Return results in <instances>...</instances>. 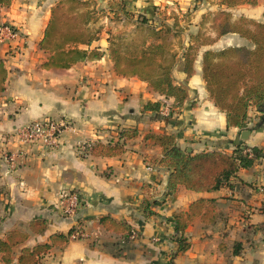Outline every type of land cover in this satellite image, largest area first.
<instances>
[{
	"label": "crops",
	"instance_id": "crops-1",
	"mask_svg": "<svg viewBox=\"0 0 264 264\" xmlns=\"http://www.w3.org/2000/svg\"><path fill=\"white\" fill-rule=\"evenodd\" d=\"M58 1L12 0L8 6L0 4V23H10L19 30L15 39L0 42V61L7 71L0 91V134L13 133L45 116L67 123L53 148L21 146L15 136L0 141V240H6L13 230L29 233L15 247V261L23 247L50 242L56 233L67 234L81 218L87 236L54 246L42 264H172L170 254L178 246L173 215L203 198L207 200L204 211L215 207V220L205 221L200 215L188 225L185 235L190 247L176 254L174 263L264 264V112L249 109L244 129L252 131L248 139L240 140V144L260 149L263 156L241 167L231 186L210 191L179 185L174 194L167 195L171 169L161 162L163 148L146 138L148 133L175 134L178 145L192 153L235 150V138L242 130L228 127L225 112L210 99L202 55L209 48L244 44L243 37L231 32L202 45L190 77L182 57H178L173 74L187 89L188 97L175 109L173 98L165 99L146 81L116 72L107 50L110 32L114 33L108 25L90 46L103 50V57L79 61L69 68L45 67L50 53L40 47V41ZM96 1L97 6L108 8L110 2L119 0ZM123 2L135 13V19L146 17L155 26L177 24L182 29L183 48L191 36L208 29L206 18L221 9L258 21L264 16V0L231 8L217 0ZM119 22L125 29L130 27L129 31L135 28L133 22ZM207 33L214 35L211 26ZM156 101L163 103L159 111L144 110L148 102ZM119 126L139 130L123 151L82 154L86 143L109 142ZM18 149L17 163L10 167L3 151ZM62 190L81 194L84 205L76 216L62 215L58 206ZM144 198L161 201L152 207L155 214L145 213ZM103 216L126 221L136 235L127 238L107 230L100 223ZM37 220L45 222L41 231L31 229ZM0 264H4L1 256Z\"/></svg>",
	"mask_w": 264,
	"mask_h": 264
},
{
	"label": "trees",
	"instance_id": "trees-1",
	"mask_svg": "<svg viewBox=\"0 0 264 264\" xmlns=\"http://www.w3.org/2000/svg\"><path fill=\"white\" fill-rule=\"evenodd\" d=\"M220 5L231 8L240 4L255 5L259 0H217ZM12 0H0L8 6ZM65 5V6H64ZM62 6H64L62 8ZM116 21H130L135 28L128 32L112 33L108 37V54L114 63L116 72L124 76H137L146 81L153 90L165 99L173 98L172 106L179 109L188 97L187 89L176 82L173 69L178 57L183 59L187 77L194 73V61L199 48L214 43L227 33H237L250 40L252 46L231 45L220 49H206L202 55V73L210 99L226 114L228 127L243 130L248 125L249 109L256 107L264 112V16L258 21L244 15L235 16L228 9H221L214 16L212 30L214 35L201 31L193 36L184 47L180 36L181 28L163 22L157 27L146 17L128 11L123 0L110 2L108 8L98 7L96 0H59L52 8L51 17L40 41V47L50 53L45 67L69 68L79 61L96 60L105 52L99 47L90 48L101 35L102 25L92 30L91 23L99 16H108ZM204 36V38H201ZM174 37H179V46ZM82 45L88 46L87 48ZM180 52V50H182ZM7 71L0 61V91L6 80ZM161 101L148 102L144 110L159 111ZM107 143H86L82 152L87 155L97 152L114 155L124 150L130 139L139 135L137 128L118 127ZM153 143L163 148L161 162L171 169L167 195L176 192L179 185L195 191H210L223 186H231V180L237 176L241 167H247L263 153L255 147L237 145L232 153L223 151H203L192 153L181 148L175 134L148 133ZM250 149L251 153L245 151ZM158 199L144 198L142 204L148 216L155 214L153 205L160 204ZM206 199H198L190 204L188 210L175 212L172 221L178 231L175 240L176 252L170 254L171 263L179 252L190 247L185 235L188 225L198 216L205 221L216 217L215 207L204 211ZM100 223L110 231L121 233L129 238L133 228L126 221H118L110 216L100 218ZM45 227L43 220L31 223V229L41 231ZM74 226L67 234L56 233L51 241L33 247H23L15 261L14 249L23 243L29 233L13 230L6 240H0V256L4 264H42V258L54 246L62 245L72 239ZM82 238V237H79Z\"/></svg>",
	"mask_w": 264,
	"mask_h": 264
},
{
	"label": "built area",
	"instance_id": "built-area-1",
	"mask_svg": "<svg viewBox=\"0 0 264 264\" xmlns=\"http://www.w3.org/2000/svg\"><path fill=\"white\" fill-rule=\"evenodd\" d=\"M19 30L10 23H0V42H8L15 39L18 36ZM67 126V123L56 119L51 116H45L43 118L35 119L27 122L17 131L10 134H0V141L6 140L12 137L19 139L21 146H32L41 144L45 148H53L58 144L59 137L63 129ZM84 146H82V149ZM19 151H3V157L10 167H14L17 163ZM251 153L250 149H246ZM84 205V200L81 194L74 190H62L60 192L58 206L63 216L72 217L76 216L80 209ZM74 232L72 238L79 239V237L85 238L87 236L85 227V220L78 218L75 222ZM136 235V231L133 230L132 235Z\"/></svg>",
	"mask_w": 264,
	"mask_h": 264
},
{
	"label": "rangeland",
	"instance_id": "rangeland-1",
	"mask_svg": "<svg viewBox=\"0 0 264 264\" xmlns=\"http://www.w3.org/2000/svg\"><path fill=\"white\" fill-rule=\"evenodd\" d=\"M64 6H65V5H64ZM64 6H62V8H63ZM98 7H100V6H98ZM110 16H111V15H109V17H108V16H99L98 19L94 20V21L91 23V26L93 27L92 30L95 29L96 27L100 26V25H102V28H103V29L108 25V26H109L108 29H110V30H114V33L128 32V31L130 30V29H129L130 27L125 26V27H128V29H125L121 22L116 21L114 18H111ZM237 16H238V15H237ZM213 20H214V16L211 15V16H208V18H206L205 21H206V23H207V21H208V26H209V27H210V26L212 27V25H213ZM106 22H107V23H106ZM174 25H175V24H174ZM157 27H160V26H157ZM209 27H208V29H209ZM174 28H175V30H179V29H178L179 27L177 26V24H176V26H174ZM208 29H207V30H208ZM207 30H206V31H202V33H204L205 35L208 34V33H207ZM201 38H204V36H201ZM178 39H179V37H174V40H177V41H176V42H177V46H179V41H178ZM180 39H181V41H182V36H180ZM242 42H244V44H239V45H245V46H249V47L252 46V42H251L250 40L244 38V37H243V39H242ZM180 52H182V50H180Z\"/></svg>",
	"mask_w": 264,
	"mask_h": 264
},
{
	"label": "water",
	"instance_id": "water-1",
	"mask_svg": "<svg viewBox=\"0 0 264 264\" xmlns=\"http://www.w3.org/2000/svg\"><path fill=\"white\" fill-rule=\"evenodd\" d=\"M251 129L250 128H247V129H244L242 130L235 138V142L237 145L240 144V140H245V139H248L250 133H251ZM190 151V150H189Z\"/></svg>",
	"mask_w": 264,
	"mask_h": 264
}]
</instances>
